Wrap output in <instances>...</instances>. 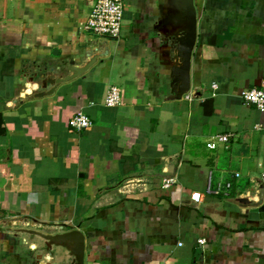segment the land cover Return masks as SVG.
Here are the masks:
<instances>
[{"label":"crops","instance_id":"0c3cea01","mask_svg":"<svg viewBox=\"0 0 264 264\" xmlns=\"http://www.w3.org/2000/svg\"><path fill=\"white\" fill-rule=\"evenodd\" d=\"M93 1L0 0V264H48L19 229L79 230L83 264H264V211L247 217L264 207V113L239 100L264 77V0H192L188 90L177 99L179 1L121 0L116 40L83 29ZM103 43L89 71L23 101L36 91L23 77L33 63ZM110 85L120 104L105 108ZM77 111L91 125L74 132ZM214 135L232 138L207 150Z\"/></svg>","mask_w":264,"mask_h":264},{"label":"water","instance_id":"95a60500","mask_svg":"<svg viewBox=\"0 0 264 264\" xmlns=\"http://www.w3.org/2000/svg\"><path fill=\"white\" fill-rule=\"evenodd\" d=\"M180 7L178 18L180 27L178 34L171 38L170 58L174 63L170 70V90L177 99L188 90L189 59L195 38V9L192 0H178ZM178 20V21H179ZM103 48L98 52L85 54L74 60H41L33 63L26 69L24 78L27 89L36 86V91L26 95L23 99L32 100L47 97L63 84L74 80L87 71L107 54ZM239 202L250 206V200L241 199ZM263 206L251 207L247 210L249 220H258L262 217ZM16 233L34 241L33 249L37 252V260H45L48 264H83V234L77 229L64 232L46 234L33 229H19Z\"/></svg>","mask_w":264,"mask_h":264},{"label":"built area","instance_id":"2783aa9c","mask_svg":"<svg viewBox=\"0 0 264 264\" xmlns=\"http://www.w3.org/2000/svg\"><path fill=\"white\" fill-rule=\"evenodd\" d=\"M122 25V2L121 0H94L91 9L85 19L83 29L97 37H102L110 40H116L119 37ZM212 90L210 96H214L216 85L211 84ZM239 100L244 105H250L256 111L264 113V77L260 78L257 87L241 91L239 93ZM120 104V91L115 86H107L103 95L102 105L105 108H113ZM69 130L78 132L90 127L89 119L81 112H75L66 123ZM254 130L259 131L260 125H255ZM232 135H214L207 139L204 146L207 150H216L218 147L226 148V143ZM234 174V177H237ZM259 182L264 183V170L259 173ZM169 181L162 183L161 187L166 188ZM230 184L224 183L217 186V190H227ZM208 191V189H206ZM190 199L197 203L199 199L198 193H191ZM25 221L17 219L11 220V226H24ZM197 244L202 245L203 240H197ZM180 245L179 243L177 244Z\"/></svg>","mask_w":264,"mask_h":264},{"label":"rangeland","instance_id":"374dc122","mask_svg":"<svg viewBox=\"0 0 264 264\" xmlns=\"http://www.w3.org/2000/svg\"><path fill=\"white\" fill-rule=\"evenodd\" d=\"M99 38H100V39H104V40H109V39H106V38H102V37H99ZM94 65H95V64H94ZM94 65H93V66H94ZM93 66H92V67H93Z\"/></svg>","mask_w":264,"mask_h":264}]
</instances>
